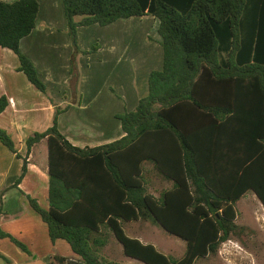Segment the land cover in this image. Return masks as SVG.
<instances>
[{
    "label": "trees",
    "instance_id": "trees-1",
    "mask_svg": "<svg viewBox=\"0 0 264 264\" xmlns=\"http://www.w3.org/2000/svg\"><path fill=\"white\" fill-rule=\"evenodd\" d=\"M73 48L69 88L78 95L77 29L154 17L162 66L147 79V95L117 115L122 138L95 148L73 147L58 129L70 105L55 107L53 124L26 139L21 158L6 131L0 142L22 159L47 140L48 209L27 197L52 243L65 241L83 264H108L100 250L107 229L126 257L143 264H194L215 256L237 230L235 205L252 192L264 206V0H62ZM37 0L0 1V48L19 61L17 72L48 96L20 42L35 29ZM113 91V90H112ZM50 98V97H49ZM71 103H74L72 101ZM7 107L0 98V114ZM170 188L147 193L145 165ZM150 221L185 243L181 259L126 237L122 224ZM21 251L27 248L0 230ZM58 264L65 259L54 257Z\"/></svg>",
    "mask_w": 264,
    "mask_h": 264
},
{
    "label": "crops",
    "instance_id": "crops-1",
    "mask_svg": "<svg viewBox=\"0 0 264 264\" xmlns=\"http://www.w3.org/2000/svg\"><path fill=\"white\" fill-rule=\"evenodd\" d=\"M0 1L14 2L17 0ZM37 2L39 3V12L35 29L28 37L21 40L20 51L36 67L39 78L46 86L50 98L37 91L22 73L17 72L19 66L17 56L8 49L0 48V98L5 97L7 100V107L0 114V129L10 135L18 155L25 158L26 139L35 133L45 132L53 124L55 107L50 101L52 99L58 107L70 105L69 109L59 116L58 129L73 147L95 148L119 140L122 138L123 132L116 116L125 111L134 110L138 101L147 95L149 74L158 70L156 68L160 63L162 66L160 37L157 34L159 21L150 16L133 17L118 20L103 28L98 25L78 28L77 38L80 50L88 52L93 44L98 45V50L93 55L78 57L81 79L78 95L73 100L69 88L70 59L73 48L68 36L62 0H37ZM132 23L141 26L142 38L145 34L152 41L145 43L141 39L139 45H136L134 53L127 56V46L122 43L124 41H122L121 35L123 32L127 33V25ZM145 24L148 25L145 27ZM100 32L102 36L104 33L107 34L104 44H100L98 41L94 43L97 40L95 39L97 33L100 34ZM153 34H156V40L153 39ZM107 53L112 57L106 56ZM89 64L93 68V72L90 74L87 73L90 68ZM123 64H125L123 69L130 70L132 81L117 80V86L122 93L119 95L120 99L113 100L112 90L117 88L112 86L111 79L116 69ZM123 69L118 74L119 76H125L126 73ZM141 71L146 87L143 89V86L138 90L135 77L132 75ZM72 101L74 103H71ZM113 101H116L117 104ZM21 170L22 159H17L0 142V190L5 185L14 193H22L26 196L25 203H21L12 213L7 212L3 217L0 214V227L4 233L23 244L29 252L21 251L7 238H0V264H48V259H50V264H58L54 257L65 259L62 264H83L65 241L51 242L47 226L31 209L27 200V197L37 200L38 196H43L46 206L41 205L38 200L37 202L42 208L48 209L46 139L32 147L27 157V172L18 187L15 188L13 186L21 175ZM152 196L158 198L160 194ZM16 221H18L17 224H15ZM122 229L126 237L135 239L143 245H152L163 255L172 258L173 253L164 238L166 232L157 225L150 221H133L123 223ZM102 231L108 235L107 244L100 250L102 261L108 264H143L126 257L123 246L116 238L107 229ZM215 256L224 258L223 250L218 249ZM209 258L210 256L199 259L194 264L200 260L207 262Z\"/></svg>",
    "mask_w": 264,
    "mask_h": 264
},
{
    "label": "rangeland",
    "instance_id": "rangeland-1",
    "mask_svg": "<svg viewBox=\"0 0 264 264\" xmlns=\"http://www.w3.org/2000/svg\"><path fill=\"white\" fill-rule=\"evenodd\" d=\"M147 25L148 24H145L144 26L146 27ZM127 30H128L126 31L127 33L124 34L123 32L121 35L122 41H124L122 43L126 44L127 46L126 48L127 56H130L131 54L134 53V51L136 50L135 47L136 45H139L141 39L144 40L145 43L152 41V39L149 36L146 37L145 34H143V38H142L141 33L143 32V30L141 29V26L136 23L127 25ZM106 35L107 34L104 33L102 36L101 32L100 34L97 33V37H95V39L97 40L94 43H97L98 41L100 44H104ZM152 37L154 40L157 39L156 34H153ZM108 40L109 37L107 41ZM92 47L90 48L91 51L93 49ZM107 55L108 56L110 55V57H112L111 54L109 53H107L106 56ZM90 64H89L90 68L89 70H87L88 74L93 72L92 65ZM107 66L109 67V64ZM124 66L125 64L118 67L114 72V76L111 79L112 86L117 88V89L113 88L112 91L113 100L120 99L119 95L122 93L120 92L119 87L117 86L116 83L117 80L127 79L126 81H132V78L130 77L131 75L130 70L127 71L126 69H123ZM160 68H161V63L156 69L159 70ZM122 69L126 73L125 76L118 75L121 73ZM79 74L81 79L80 69H79ZM132 76L135 77L136 84L138 85L137 86L138 90H140V88L143 86H144L143 89H145L146 82L143 79L142 71ZM114 103H116V101ZM145 171H146L145 176L148 179V184H149L147 187L148 194L159 196L162 190L168 189L170 187L168 183L162 181L154 173L150 165L148 164L145 165ZM2 195H4V198H2ZM36 199L41 205L46 206V201L43 196H38ZM25 200H26V196H24L22 193H17V192L14 193L12 189L9 190L4 185L0 190L1 217L5 216L7 212L12 213V211L17 209L18 206L21 205V203H25ZM235 208L237 211L236 225L238 228L236 230L235 235L232 236L230 240L226 241L224 244H221L219 248L223 250L224 258H218V256L217 257L210 256V258L207 259L208 260L207 262L200 260L196 264H214L215 262H217V264H264V206L261 205L257 197L252 192H248L240 201L237 202ZM8 222L10 221L8 220ZM17 223L18 221H16L15 224ZM0 230L3 232L1 227ZM164 238L168 246H170V249L173 253L171 257L173 259H180L185 252V243L180 239H177L176 237L169 235L167 233H165ZM48 260L50 261V259ZM49 261L48 264H50Z\"/></svg>",
    "mask_w": 264,
    "mask_h": 264
}]
</instances>
